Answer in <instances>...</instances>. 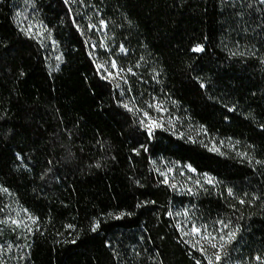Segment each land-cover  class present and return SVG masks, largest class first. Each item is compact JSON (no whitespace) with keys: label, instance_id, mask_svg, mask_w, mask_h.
<instances>
[{"label":"trees","instance_id":"16d2710c","mask_svg":"<svg viewBox=\"0 0 264 264\" xmlns=\"http://www.w3.org/2000/svg\"><path fill=\"white\" fill-rule=\"evenodd\" d=\"M6 203L0 264H264V0H0Z\"/></svg>","mask_w":264,"mask_h":264},{"label":"rangeland","instance_id":"374dc122","mask_svg":"<svg viewBox=\"0 0 264 264\" xmlns=\"http://www.w3.org/2000/svg\"><path fill=\"white\" fill-rule=\"evenodd\" d=\"M97 58L98 66L100 70L102 71L103 75L106 77H109L113 79L114 81H123L124 80V72L117 66L115 63V67L112 66L113 62L107 61V62H101L98 55H95ZM102 66V67H100ZM147 113V116L144 114ZM165 110L162 108V104L156 103L153 105H150L149 109L145 112H143V123L144 125H148L149 130H153L154 128L165 126L169 121L167 120V117L165 116ZM162 172L164 176L166 177L167 182L177 190L188 193L189 189L196 185L198 182V179H200L203 176H199L195 169L192 168L189 165L186 166H173L168 167L164 166L162 169ZM211 179V182H214V179L209 174H206L204 178ZM0 215L5 216L6 218L10 217L11 214H15L17 211L16 207L11 209V206H9L7 203L4 206H0ZM13 216V215H12ZM178 224L182 230L185 232H189L190 230V220L186 218V216L181 214L175 215ZM23 217H25L23 215ZM201 231L199 233L190 232L193 236V239L195 242L199 244V246L203 247L204 249H207L211 253H215L216 251L220 252L225 244V242L228 240V232L225 230L214 232L213 230L209 229H200ZM223 237V239H222ZM215 244L216 247H212V245ZM221 245H223L221 247ZM223 264H231L230 262H225ZM239 264H249V263H239Z\"/></svg>","mask_w":264,"mask_h":264},{"label":"snow or ice","instance_id":"6c2138e0","mask_svg":"<svg viewBox=\"0 0 264 264\" xmlns=\"http://www.w3.org/2000/svg\"><path fill=\"white\" fill-rule=\"evenodd\" d=\"M103 23V22H102ZM202 50V48L201 47H197V48H195L194 49V51H201ZM121 51H124V49L122 48L121 49ZM112 66L113 67H115L116 65H115V63L113 62V64H112ZM100 67H102V66H100ZM130 71V70H129ZM124 107H128L127 105H124ZM145 116H147V113H145L144 114ZM145 127H148V125H145ZM209 183H211V179H209ZM15 222V221H14ZM228 227V225L227 224H224V228H227ZM192 231L194 232V233H199L201 230L199 229V228H193L192 229ZM235 237V233L234 232H230L229 234H228V237H227V239H228V241L230 242L231 241V239H233ZM222 239H223V237H222ZM223 245H221V247H222ZM212 247H216V245L215 244H213L212 245ZM202 251H203V249H201ZM216 259L219 261L220 259H221V256L219 255V253H217L216 254ZM257 259H259V258H257Z\"/></svg>","mask_w":264,"mask_h":264}]
</instances>
